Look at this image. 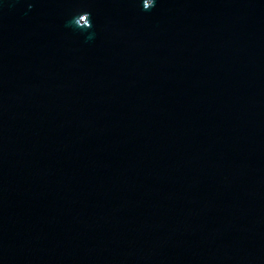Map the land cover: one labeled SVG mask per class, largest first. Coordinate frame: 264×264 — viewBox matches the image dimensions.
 Segmentation results:
<instances>
[{
  "label": "water",
  "instance_id": "1",
  "mask_svg": "<svg viewBox=\"0 0 264 264\" xmlns=\"http://www.w3.org/2000/svg\"><path fill=\"white\" fill-rule=\"evenodd\" d=\"M0 264H264V0H0Z\"/></svg>",
  "mask_w": 264,
  "mask_h": 264
},
{
  "label": "clouds",
  "instance_id": "2",
  "mask_svg": "<svg viewBox=\"0 0 264 264\" xmlns=\"http://www.w3.org/2000/svg\"><path fill=\"white\" fill-rule=\"evenodd\" d=\"M155 6V0H142V9L145 11L151 10ZM31 7V5H29ZM91 13L88 11H82L77 13L73 16L72 20L70 21L71 25H74L81 30H87L92 27L91 23ZM94 35V34H93ZM91 38V36L89 37Z\"/></svg>",
  "mask_w": 264,
  "mask_h": 264
}]
</instances>
